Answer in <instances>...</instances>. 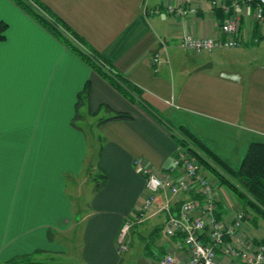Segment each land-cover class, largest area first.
Returning <instances> with one entry per match:
<instances>
[{
	"label": "crops",
	"instance_id": "1",
	"mask_svg": "<svg viewBox=\"0 0 264 264\" xmlns=\"http://www.w3.org/2000/svg\"><path fill=\"white\" fill-rule=\"evenodd\" d=\"M42 1L140 86L144 99L173 125L186 127L232 168H240L251 143H264V19L252 11H239L244 46L194 52L182 47L184 36H217L227 17L209 0ZM182 3L197 12H166ZM0 22L8 26L0 40V264L21 257L32 264H131L135 235L150 227L161 257L180 250L179 237L164 232L166 214L156 213L162 195L149 219L132 228L128 251L117 250L122 226L147 191L135 162L179 174L174 161L181 149L172 133L12 0H0ZM103 109L97 137L106 177L89 209H77L67 177L82 174L88 151V135L77 121ZM118 112L132 118L113 119ZM205 173L217 184V216L234 218L231 212L241 206L235 209L218 180ZM184 197L177 196L174 211ZM150 220L154 224L139 229ZM144 247L139 245V256ZM65 256L74 262L56 261Z\"/></svg>",
	"mask_w": 264,
	"mask_h": 264
},
{
	"label": "built area",
	"instance_id": "2",
	"mask_svg": "<svg viewBox=\"0 0 264 264\" xmlns=\"http://www.w3.org/2000/svg\"><path fill=\"white\" fill-rule=\"evenodd\" d=\"M209 1L227 16L220 33L213 37L187 33L181 44L186 50L211 52L240 48L246 41L240 35L242 17L239 11L245 8L253 12L256 20L264 19V0ZM166 12L185 16L196 13L197 9L187 8L183 3L170 4ZM154 61H158V56ZM135 165L145 177L147 191L141 208L127 218L119 232V253L128 251L132 228L149 219V210L162 195L163 203L156 213L166 214L164 232L169 238L179 237L180 250L167 252L159 264H264V244L256 243L251 237L250 216L243 210L232 219L217 216V184L188 153L181 150L175 158L174 169L179 170L176 177L157 173L142 160H137ZM180 194L186 197L179 201V210L174 211L173 203ZM261 234L264 236V229Z\"/></svg>",
	"mask_w": 264,
	"mask_h": 264
},
{
	"label": "trees",
	"instance_id": "3",
	"mask_svg": "<svg viewBox=\"0 0 264 264\" xmlns=\"http://www.w3.org/2000/svg\"><path fill=\"white\" fill-rule=\"evenodd\" d=\"M12 1L101 75L127 100L145 108L172 133L173 139L182 151L197 161L204 171H208L214 176L221 186L229 187L243 212L250 216L248 222L252 227L251 237L256 243L264 244V236L260 231L264 225V143H251L240 168H232L186 127L173 125L158 109L148 103L143 97L144 91L140 86L131 81L125 73L117 70L109 59L76 32L48 4L42 0ZM217 11L220 15H225L221 8H218ZM7 27L6 23L0 22V40L5 38ZM254 31L257 34L260 33L258 23L255 24ZM89 88L90 85L87 84V92ZM112 118L131 119L132 117L127 113L118 112ZM105 177L104 173L103 178ZM152 237L153 235L150 239ZM7 264H32V262L21 257L15 258Z\"/></svg>",
	"mask_w": 264,
	"mask_h": 264
},
{
	"label": "rangeland",
	"instance_id": "4",
	"mask_svg": "<svg viewBox=\"0 0 264 264\" xmlns=\"http://www.w3.org/2000/svg\"><path fill=\"white\" fill-rule=\"evenodd\" d=\"M103 113H104V109L101 111V113H99V115L92 116L88 120L77 121V123L84 128L85 133H87L88 135V151L86 153L85 168L83 169V172L79 177H74V178L67 177L68 191L70 195L73 197L74 204L76 205L77 209L83 207L89 209V201H91L90 197L94 189L98 185V183H100V181L103 179L104 171L100 164L101 161L100 152H101L102 141L97 137L98 121H99V117L102 116ZM220 189L223 190L228 195L229 199L232 201L233 205L235 206V209L239 208V206L237 205L239 203L237 202L233 192L229 189V187H227L226 185H222ZM78 204H80V207ZM234 213L236 214L237 212H231V215ZM152 224H154V220H150L147 224L141 225L139 229L143 230ZM261 229L262 230L260 231H263L264 225ZM140 232L141 231H138V233L135 235L137 240H135L134 243L135 246L133 245L134 249L131 250L133 252V258L131 259L130 263L138 264V261L140 260L138 258L141 259L148 258L152 260V262L154 261L155 263L159 264L161 256H160V252L157 250L156 245L154 243V241L156 240L157 233L153 235L152 239H143L139 236ZM77 242L78 240H76V244ZM138 244L139 245L144 244L148 246L147 248L144 247V252H141L142 253L141 256H139ZM56 261H67V262L70 261L72 263L74 262V260L69 259L67 256L59 257V259L56 258Z\"/></svg>",
	"mask_w": 264,
	"mask_h": 264
},
{
	"label": "water",
	"instance_id": "5",
	"mask_svg": "<svg viewBox=\"0 0 264 264\" xmlns=\"http://www.w3.org/2000/svg\"><path fill=\"white\" fill-rule=\"evenodd\" d=\"M209 66H211V64L205 65L203 67L206 68V67H209ZM153 231H154V227H150V228L144 230L141 233V237H143L144 239H148L151 236V234L153 233Z\"/></svg>",
	"mask_w": 264,
	"mask_h": 264
}]
</instances>
